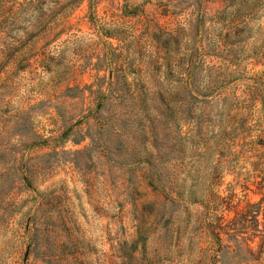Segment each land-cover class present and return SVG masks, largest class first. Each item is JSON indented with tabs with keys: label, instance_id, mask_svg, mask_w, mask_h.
Segmentation results:
<instances>
[{
	"label": "rangeland",
	"instance_id": "1",
	"mask_svg": "<svg viewBox=\"0 0 264 264\" xmlns=\"http://www.w3.org/2000/svg\"><path fill=\"white\" fill-rule=\"evenodd\" d=\"M0 264H264V0H0Z\"/></svg>",
	"mask_w": 264,
	"mask_h": 264
}]
</instances>
